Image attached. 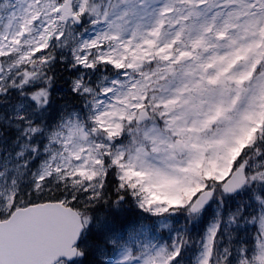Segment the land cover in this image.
<instances>
[{
    "label": "snow or ice",
    "instance_id": "obj_1",
    "mask_svg": "<svg viewBox=\"0 0 264 264\" xmlns=\"http://www.w3.org/2000/svg\"><path fill=\"white\" fill-rule=\"evenodd\" d=\"M0 264H264V0H0Z\"/></svg>",
    "mask_w": 264,
    "mask_h": 264
}]
</instances>
